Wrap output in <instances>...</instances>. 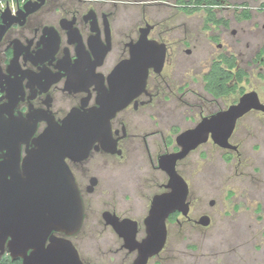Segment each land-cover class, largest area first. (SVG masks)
Wrapping results in <instances>:
<instances>
[{
	"label": "flooded vegetation",
	"instance_id": "flooded-vegetation-1",
	"mask_svg": "<svg viewBox=\"0 0 264 264\" xmlns=\"http://www.w3.org/2000/svg\"><path fill=\"white\" fill-rule=\"evenodd\" d=\"M261 21L264 0H0V180L11 179L17 167L24 171L34 140L52 123L61 137L78 142L65 146L64 160L84 212L77 232L52 235L71 240L86 264H133L140 251L131 246L148 236L153 198L169 190L160 159L182 149V133L252 91L242 86L251 66L264 70V41L247 53L236 52L233 42L240 29L243 41L247 29ZM120 65L132 70L118 72ZM145 73V85L139 88L136 81L131 89L139 93L110 116L105 105L112 106V87L118 101L124 75L137 79ZM252 111L264 114L253 109L238 119L229 139L238 150L210 136L178 160L191 205L190 180L181 167L209 142L226 158L240 157L234 134ZM13 140L22 142L18 157L12 154ZM133 158L148 159L162 177L149 178L158 191L142 215L132 213L130 204L122 210L125 203L118 197V167ZM180 215L166 220V243L147 264L165 258L170 223ZM106 216L118 219V231ZM96 235L104 259L94 262L81 248ZM10 241L0 249V264L3 259L24 264L22 257L11 256Z\"/></svg>",
	"mask_w": 264,
	"mask_h": 264
},
{
	"label": "water",
	"instance_id": "water-1",
	"mask_svg": "<svg viewBox=\"0 0 264 264\" xmlns=\"http://www.w3.org/2000/svg\"><path fill=\"white\" fill-rule=\"evenodd\" d=\"M122 70L132 68L120 65L118 72ZM136 81H139L138 86L142 88L146 73L137 79L124 75L122 98L118 101L114 99L115 88L112 87V106L105 105L110 116L139 93L131 91L136 86ZM253 109L264 112V103L255 90L244 93L228 109L205 118L195 128L182 133L178 137L182 149L160 159V166L170 177L167 185L169 190L153 198L146 219L148 236L141 244L131 246L140 251L133 264H147L150 257L160 253L167 239L166 220L172 213L178 211L190 218L189 185L177 171L178 160L208 141L210 136L218 145L238 150L237 145L229 142L230 136L238 119ZM21 143L18 140L12 141V154L15 157L19 156ZM34 143L36 147L25 158L24 171L20 172L17 167L16 172L11 173V179L0 180V249L4 250L6 238L11 237V256L22 257L24 264H86L71 240L52 235L54 230L75 233L83 222L82 199L64 160L68 152H64L65 146L78 142L61 137L56 127L50 123ZM210 204L214 205L215 201L212 200ZM107 222L118 231V219L107 218ZM210 222L209 215H202L196 220V223L204 226ZM29 249H32L31 253L28 252Z\"/></svg>",
	"mask_w": 264,
	"mask_h": 264
},
{
	"label": "rangeland",
	"instance_id": "rangeland-1",
	"mask_svg": "<svg viewBox=\"0 0 264 264\" xmlns=\"http://www.w3.org/2000/svg\"><path fill=\"white\" fill-rule=\"evenodd\" d=\"M263 24L251 25L243 41L240 29L233 39L235 51L247 53L263 43ZM249 73L242 86L258 91L264 102V70L251 66ZM231 99L222 102L225 105ZM234 142L240 143V157L226 158L209 142L181 167L190 180V217L198 220L208 214L211 222L204 226L180 215L179 222L170 223L165 258L151 264H264V114H247L235 131ZM159 173L148 159L124 161L118 167V197L125 203L121 209L130 204L132 213L145 214L149 199L158 191L150 179L157 176L161 180ZM212 200L214 205L210 204ZM101 208L97 206L96 210ZM99 241L97 235L86 239L81 248L85 258L94 262L104 259L98 250Z\"/></svg>",
	"mask_w": 264,
	"mask_h": 264
},
{
	"label": "trees",
	"instance_id": "trees-1",
	"mask_svg": "<svg viewBox=\"0 0 264 264\" xmlns=\"http://www.w3.org/2000/svg\"><path fill=\"white\" fill-rule=\"evenodd\" d=\"M1 264H20V263L15 262L11 259H8V260L3 259V260H1Z\"/></svg>",
	"mask_w": 264,
	"mask_h": 264
}]
</instances>
